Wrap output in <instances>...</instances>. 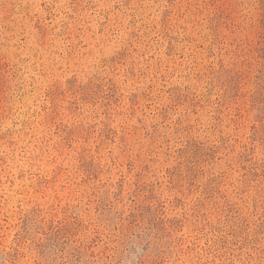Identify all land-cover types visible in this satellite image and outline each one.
I'll list each match as a JSON object with an SVG mask.
<instances>
[{"label":"rangeland","instance_id":"rangeland-1","mask_svg":"<svg viewBox=\"0 0 264 264\" xmlns=\"http://www.w3.org/2000/svg\"><path fill=\"white\" fill-rule=\"evenodd\" d=\"M0 264H264V0H0Z\"/></svg>","mask_w":264,"mask_h":264}]
</instances>
